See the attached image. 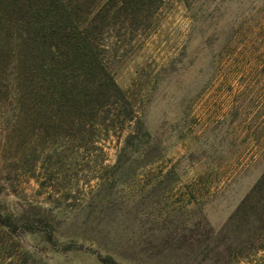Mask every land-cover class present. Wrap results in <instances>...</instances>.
I'll use <instances>...</instances> for the list:
<instances>
[{"label":"rangeland","instance_id":"374dc122","mask_svg":"<svg viewBox=\"0 0 264 264\" xmlns=\"http://www.w3.org/2000/svg\"><path fill=\"white\" fill-rule=\"evenodd\" d=\"M139 43L112 63L149 132L153 161L141 157L129 175L108 176L105 203L94 176H68L78 185L65 200L0 160V185L11 184L0 201L26 206L56 232L52 243L44 231L23 236L21 252L31 264H107L109 252L129 260L114 257L117 264H264V250L203 252L202 229L192 226L204 216L219 233L264 174V0H166ZM105 145L114 165L118 141Z\"/></svg>","mask_w":264,"mask_h":264},{"label":"trees","instance_id":"16d2710c","mask_svg":"<svg viewBox=\"0 0 264 264\" xmlns=\"http://www.w3.org/2000/svg\"><path fill=\"white\" fill-rule=\"evenodd\" d=\"M165 2L0 0L1 162L10 161L65 200L78 185L68 176H94L96 197L105 203L108 176L129 175L141 157L151 163L149 132L117 83L112 58L133 53L156 26ZM113 137L117 160L108 165L105 143ZM6 187L11 184L0 185ZM94 198L85 209L92 208ZM29 206L40 208L34 202ZM25 207L0 201V264H31L19 244L25 235L44 231L46 242H54L56 232L42 229L44 219L30 217ZM193 220L188 218L184 229ZM192 226L202 229L203 252L222 245L229 258L264 250V174L219 233L204 216ZM88 241L108 252L102 240ZM109 254L107 264H117L114 257L129 261L121 252Z\"/></svg>","mask_w":264,"mask_h":264}]
</instances>
